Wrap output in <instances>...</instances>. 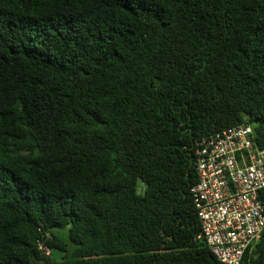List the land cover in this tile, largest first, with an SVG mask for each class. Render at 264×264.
Segmentation results:
<instances>
[{
  "label": "trees",
  "instance_id": "1",
  "mask_svg": "<svg viewBox=\"0 0 264 264\" xmlns=\"http://www.w3.org/2000/svg\"><path fill=\"white\" fill-rule=\"evenodd\" d=\"M239 124L264 151V0H0V264H221L196 146Z\"/></svg>",
  "mask_w": 264,
  "mask_h": 264
},
{
  "label": "built area",
  "instance_id": "2",
  "mask_svg": "<svg viewBox=\"0 0 264 264\" xmlns=\"http://www.w3.org/2000/svg\"><path fill=\"white\" fill-rule=\"evenodd\" d=\"M198 182L191 194L205 241L221 264H242L264 232V151L250 124H239L197 143ZM39 249L51 256L50 248Z\"/></svg>",
  "mask_w": 264,
  "mask_h": 264
},
{
  "label": "rangeland",
  "instance_id": "3",
  "mask_svg": "<svg viewBox=\"0 0 264 264\" xmlns=\"http://www.w3.org/2000/svg\"><path fill=\"white\" fill-rule=\"evenodd\" d=\"M144 188H145V185H144L142 182H140V183H139V192H140V193H143Z\"/></svg>",
  "mask_w": 264,
  "mask_h": 264
}]
</instances>
